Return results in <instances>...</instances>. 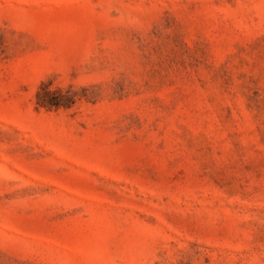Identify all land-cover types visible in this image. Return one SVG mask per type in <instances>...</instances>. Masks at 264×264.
<instances>
[{
	"label": "rangeland",
	"instance_id": "obj_1",
	"mask_svg": "<svg viewBox=\"0 0 264 264\" xmlns=\"http://www.w3.org/2000/svg\"><path fill=\"white\" fill-rule=\"evenodd\" d=\"M0 264H264V0H0Z\"/></svg>",
	"mask_w": 264,
	"mask_h": 264
}]
</instances>
